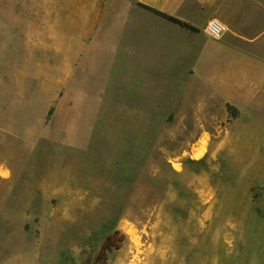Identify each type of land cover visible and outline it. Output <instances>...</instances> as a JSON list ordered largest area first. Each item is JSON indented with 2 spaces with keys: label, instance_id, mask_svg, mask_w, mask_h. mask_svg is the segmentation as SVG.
Returning <instances> with one entry per match:
<instances>
[{
  "label": "rangeland",
  "instance_id": "374dc122",
  "mask_svg": "<svg viewBox=\"0 0 264 264\" xmlns=\"http://www.w3.org/2000/svg\"><path fill=\"white\" fill-rule=\"evenodd\" d=\"M139 2L0 0V264H264V161L220 141L223 37Z\"/></svg>",
  "mask_w": 264,
  "mask_h": 264
},
{
  "label": "crops",
  "instance_id": "0c3cea01",
  "mask_svg": "<svg viewBox=\"0 0 264 264\" xmlns=\"http://www.w3.org/2000/svg\"><path fill=\"white\" fill-rule=\"evenodd\" d=\"M140 1V3L174 16L197 28L213 18L224 23L226 29L222 36L223 39L218 42H209L207 45L211 46L210 65L226 67L225 72L230 73V77L219 76L212 80L210 85L218 97L227 99L230 105H238L243 110L239 108L241 114L234 121L228 123L225 128L226 134L220 141L225 140L226 146H237L241 148L242 152H246L247 149L251 151L249 155L226 156L228 160H225H239L242 163L264 161V101H262L264 100V0ZM148 14L175 25L152 12L148 11ZM218 53H221L223 57ZM254 66L261 70L260 74L253 75L249 71ZM260 182L261 194L255 209L262 212L263 218L261 219L264 220V181ZM241 215L239 219H228L226 225L230 227L234 225L236 227L248 226L249 214L244 211ZM252 217L253 215L250 214L251 220H259V218ZM229 232L230 242H233V238L236 237L235 241L243 243V235L237 238V235L234 237L232 229L228 230V234ZM122 251L121 248L119 254ZM229 253L232 258L234 250H230ZM48 262L46 261V263ZM2 264H9V262L6 261Z\"/></svg>",
  "mask_w": 264,
  "mask_h": 264
},
{
  "label": "trees",
  "instance_id": "16d2710c",
  "mask_svg": "<svg viewBox=\"0 0 264 264\" xmlns=\"http://www.w3.org/2000/svg\"><path fill=\"white\" fill-rule=\"evenodd\" d=\"M138 6L145 9L146 11L152 12L155 15H158V16L170 21L171 23H174L175 25H178L181 28L186 29L192 33H200L199 28H197V27H195V26H193V25H191V24H189L183 20H180L174 16L168 15L164 12H161L155 8H152L148 5L140 3V2L138 3ZM227 108H228L229 113L232 115V117L237 118L238 114L235 112L234 113L232 112V110H233L232 106L228 105ZM112 239H113V237L108 238L105 249L108 250L111 247V248L119 250L121 248L119 245L116 246L114 244L113 245L111 244Z\"/></svg>",
  "mask_w": 264,
  "mask_h": 264
},
{
  "label": "built area",
  "instance_id": "2783aa9c",
  "mask_svg": "<svg viewBox=\"0 0 264 264\" xmlns=\"http://www.w3.org/2000/svg\"><path fill=\"white\" fill-rule=\"evenodd\" d=\"M225 29V25L221 20L213 18L208 21L204 33L208 38L220 39L223 36Z\"/></svg>",
  "mask_w": 264,
  "mask_h": 264
},
{
  "label": "bare ground",
  "instance_id": "6f19581e",
  "mask_svg": "<svg viewBox=\"0 0 264 264\" xmlns=\"http://www.w3.org/2000/svg\"><path fill=\"white\" fill-rule=\"evenodd\" d=\"M195 158L200 159L201 158V155H197V157H195ZM174 167L176 168V170H179V167L178 166L174 165Z\"/></svg>",
  "mask_w": 264,
  "mask_h": 264
}]
</instances>
